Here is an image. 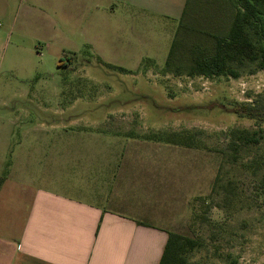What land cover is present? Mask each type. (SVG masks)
<instances>
[{
  "label": "rangeland",
  "instance_id": "374dc122",
  "mask_svg": "<svg viewBox=\"0 0 264 264\" xmlns=\"http://www.w3.org/2000/svg\"><path fill=\"white\" fill-rule=\"evenodd\" d=\"M201 1L191 0L189 9L196 6L191 12L188 9V14L194 16ZM216 1L203 0L198 22L206 24L203 11ZM226 1L227 14H231L233 1ZM164 8V14L150 12L143 29L139 23L148 12L131 7L129 13L120 10L116 16H108L102 33L91 32L86 38V24L60 22L50 42L52 47L47 50L43 44L44 50L35 54L16 52L15 43L23 35L16 21L12 38L2 52L0 75L10 82V87L0 93L9 102L0 106L5 110L22 108L29 123L42 121L45 108L51 113L60 107L70 111L67 114L74 115L80 125H98L130 136L185 131L196 134L197 147H190L195 152L173 147L172 153L173 161L198 162V177L188 181L175 174L180 166L172 164V192L178 197L172 198L171 218L181 222L176 232L202 243L188 255L190 264H264V164L254 174L243 165L257 157L264 160V132L260 145L242 152L238 163H227L223 156L232 129H258L254 120L240 118L234 109L255 99L264 102V70L250 73L254 66H248L238 79L165 73L170 51L167 38L176 33L180 18L174 17V6ZM221 19L226 23L223 25L231 22L230 16L222 15ZM100 60L129 72L109 68ZM8 64L16 67L7 71ZM19 88L23 100L16 102ZM147 125L151 129H146ZM219 171L225 183H236L240 195L236 208H226L223 196L212 193ZM185 202L190 204L187 208L183 207Z\"/></svg>",
  "mask_w": 264,
  "mask_h": 264
},
{
  "label": "crops",
  "instance_id": "0c3cea01",
  "mask_svg": "<svg viewBox=\"0 0 264 264\" xmlns=\"http://www.w3.org/2000/svg\"><path fill=\"white\" fill-rule=\"evenodd\" d=\"M187 1L0 0V75L2 52L16 21L23 32L16 52L35 54L52 47L60 22L86 24V38L102 33L109 15L129 13L131 7L148 12L139 23L143 29L150 12L164 14L166 5L174 6V17L181 19ZM174 36L167 38L169 48ZM15 67L8 64L7 71ZM1 79L0 93L10 87L9 80ZM18 91L16 102L23 100L22 89ZM8 102L0 94V105ZM4 108L0 106V264H160L169 233H177L181 223L171 218L172 198L178 197L172 192V164L180 166L175 174L187 181L198 177L196 160H172L173 147L184 146L80 125L60 107L51 113L45 108L39 123H29L22 108Z\"/></svg>",
  "mask_w": 264,
  "mask_h": 264
},
{
  "label": "trees",
  "instance_id": "16d2710c",
  "mask_svg": "<svg viewBox=\"0 0 264 264\" xmlns=\"http://www.w3.org/2000/svg\"><path fill=\"white\" fill-rule=\"evenodd\" d=\"M231 14L228 1L224 3L212 2L205 7L203 15L208 19L206 24L198 22L197 14H200L203 0L198 2L194 16L188 14L191 0L187 1L185 11L180 19L170 51L165 61L164 72L175 77H227L238 79L243 69L254 66L250 73L264 70V0H232ZM197 2V1H196ZM196 6V5H195ZM194 6V7H195ZM192 7L190 12L194 9ZM222 15L230 16L231 22L226 24ZM191 16H193L191 18ZM197 22V23H195ZM221 25L222 27L221 30ZM100 63L109 68L122 72H129L111 64ZM234 113L240 118L254 120L257 130L232 129L227 135V152L224 153L227 163H238L241 153L246 149L260 145L264 129V102L255 99L253 102H245L234 109ZM144 140L165 142L169 144L197 147L196 134L189 131L180 133H166L164 135L151 134L137 136ZM264 160L259 157L243 164L248 171L256 173ZM264 179V178H263ZM3 179H1L2 182ZM213 195H222L223 205L226 208L234 207L240 201V195L236 190V183L224 182L222 173L216 176ZM210 199V198H209ZM202 246L200 239L171 232L160 261V264H190L188 255Z\"/></svg>",
  "mask_w": 264,
  "mask_h": 264
}]
</instances>
